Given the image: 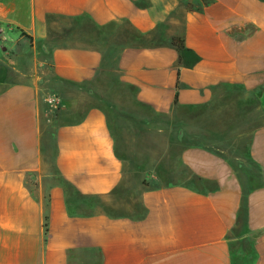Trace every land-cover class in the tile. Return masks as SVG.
I'll list each match as a JSON object with an SVG mask.
<instances>
[{
  "label": "crops",
  "instance_id": "obj_1",
  "mask_svg": "<svg viewBox=\"0 0 264 264\" xmlns=\"http://www.w3.org/2000/svg\"><path fill=\"white\" fill-rule=\"evenodd\" d=\"M98 261L264 264V0H0V264Z\"/></svg>",
  "mask_w": 264,
  "mask_h": 264
},
{
  "label": "trees",
  "instance_id": "obj_2",
  "mask_svg": "<svg viewBox=\"0 0 264 264\" xmlns=\"http://www.w3.org/2000/svg\"><path fill=\"white\" fill-rule=\"evenodd\" d=\"M75 21H78V20L76 19ZM104 31H105V29H98L97 35L100 36L101 33L104 32ZM138 37H140V39ZM138 37L135 36V39H137L138 41L142 40L141 39L142 38L141 36H138ZM105 40H106V38H105ZM170 45L173 48H175V50L177 51V54H178V64L179 65H182L184 67H191V66L195 65L199 61V58L192 51L188 50L185 47L184 42H183V40L181 38H179V37L172 38L171 41H170ZM176 101H177V95H175V100H174V103L175 104H176ZM33 177L34 176H32V178ZM60 182L62 184H64V182H63V180L61 178H60ZM27 187H28V185H27ZM29 191L34 196L35 190L29 188ZM116 192L117 191L115 190V193ZM47 206H48L47 197H45L44 198V201H43V208H44L43 230H44L45 234H46V231H47V220H48L47 213H46ZM110 217H113V216H110ZM97 264H100V262L98 261Z\"/></svg>",
  "mask_w": 264,
  "mask_h": 264
},
{
  "label": "rangeland",
  "instance_id": "obj_3",
  "mask_svg": "<svg viewBox=\"0 0 264 264\" xmlns=\"http://www.w3.org/2000/svg\"><path fill=\"white\" fill-rule=\"evenodd\" d=\"M58 30L57 29H53V32H57ZM72 35H73V32L71 33V34H69V35H67V36H69V37H72ZM50 95H54V96H56V97H59V94L58 93H50ZM60 98V97H59ZM61 100V99H60ZM215 110H219V109H215ZM59 111V110H58ZM220 111V110H219ZM57 113V112H56ZM56 113H52L51 115L52 116H54V115H56ZM200 114H201V112H200ZM202 116H203V114H201ZM207 115V113L206 114H204V116H206ZM168 143V142H167ZM166 145V138H165V140L164 141H162V147L164 148V146ZM27 185H28V187L30 188V189H33V190H35V193H36V184H35V180H34V177L32 178V176H29L28 178H27Z\"/></svg>",
  "mask_w": 264,
  "mask_h": 264
},
{
  "label": "built area",
  "instance_id": "obj_4",
  "mask_svg": "<svg viewBox=\"0 0 264 264\" xmlns=\"http://www.w3.org/2000/svg\"><path fill=\"white\" fill-rule=\"evenodd\" d=\"M45 101L47 102L50 112L56 113L59 110V107L61 105V100L59 97H56L54 95L47 96Z\"/></svg>",
  "mask_w": 264,
  "mask_h": 264
}]
</instances>
